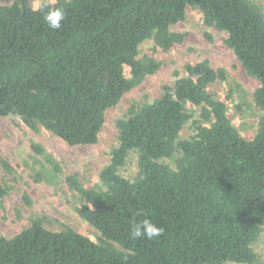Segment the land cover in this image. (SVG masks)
<instances>
[{
  "label": "trees",
  "instance_id": "16d2710c",
  "mask_svg": "<svg viewBox=\"0 0 264 264\" xmlns=\"http://www.w3.org/2000/svg\"><path fill=\"white\" fill-rule=\"evenodd\" d=\"M29 2L0 6V118L42 127L69 146L95 144L105 111L159 69L151 58H137L139 45L152 39L166 51L182 43L185 36L169 28L184 20L187 7L202 12L205 27L226 34V46L259 82L254 103L262 115L255 137L243 139L225 104L207 92L225 79L223 70L206 61L185 66L172 87L131 105L116 122L118 145L100 173L105 190L64 177L84 201L78 216L101 239L70 228L48 231L35 218L11 239L0 238V264H256L252 245L264 227L261 9L248 0H55L45 3L64 8L66 17L53 30L44 21L48 8L34 10ZM186 104L200 112L195 134L181 140L190 118ZM130 152L139 170L133 181L118 174ZM175 154V169L160 162ZM52 168L61 173L57 164ZM11 171L0 159V175ZM6 193L0 184V199ZM143 219L163 234L131 239L132 226Z\"/></svg>",
  "mask_w": 264,
  "mask_h": 264
},
{
  "label": "rangeland",
  "instance_id": "374dc122",
  "mask_svg": "<svg viewBox=\"0 0 264 264\" xmlns=\"http://www.w3.org/2000/svg\"><path fill=\"white\" fill-rule=\"evenodd\" d=\"M13 0H0V6ZM257 6L264 16V0H248ZM54 3L55 0H30L34 9L37 4ZM169 30L183 34L180 44L169 50L155 46L152 39L138 47V59L151 58L159 69L147 75L121 100L105 111V122L93 145L69 146L51 132L37 126L32 130L13 117L0 118V159L9 163L10 173L0 175V184L7 193L0 199V238L11 239L30 225L32 219L41 218L43 228L58 232L70 228L93 242L101 234L82 220L76 208L84 201L66 185L65 176H74L88 190H105L100 181L101 171L110 162V152L118 145L116 122L131 105L152 102L162 93V87L173 86L175 73L184 75L183 68L200 62H208L214 70H223L225 79L210 84L207 92L226 106L227 117L239 135L252 140L259 130L262 111L254 103V93L259 82L247 75L233 52L226 46V34L203 24L202 12L187 7L183 21L170 26ZM207 36L210 38L208 39ZM125 77L130 78V69L124 67ZM190 116L179 133V139L192 137L193 122L199 119V108L185 105ZM37 147L42 153L37 151ZM179 154L160 162L175 169ZM57 164L61 173H55ZM137 154L130 152L118 174L133 181L138 175ZM257 256L256 264H264V227L258 240L252 245ZM237 264V263H224Z\"/></svg>",
  "mask_w": 264,
  "mask_h": 264
},
{
  "label": "clouds",
  "instance_id": "9594fccd",
  "mask_svg": "<svg viewBox=\"0 0 264 264\" xmlns=\"http://www.w3.org/2000/svg\"><path fill=\"white\" fill-rule=\"evenodd\" d=\"M41 6L48 8L44 14V21L50 29L59 30L62 27L61 22L65 20L66 12L62 7H49L47 3L43 5L37 4L34 10H38ZM164 229L156 226L151 220L143 219L132 226L130 238L138 240L145 238L152 240L161 236Z\"/></svg>",
  "mask_w": 264,
  "mask_h": 264
}]
</instances>
